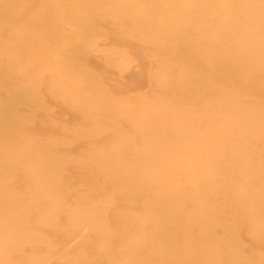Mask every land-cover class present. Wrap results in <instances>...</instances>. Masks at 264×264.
I'll use <instances>...</instances> for the list:
<instances>
[{"label":"rangeland","instance_id":"1","mask_svg":"<svg viewBox=\"0 0 264 264\" xmlns=\"http://www.w3.org/2000/svg\"><path fill=\"white\" fill-rule=\"evenodd\" d=\"M127 1L0 0V264H264V0Z\"/></svg>","mask_w":264,"mask_h":264},{"label":"bare ground","instance_id":"2","mask_svg":"<svg viewBox=\"0 0 264 264\" xmlns=\"http://www.w3.org/2000/svg\"><path fill=\"white\" fill-rule=\"evenodd\" d=\"M129 1V0H128ZM128 1H127V3H126V5L123 7L124 8V12H126L125 14H127V16L129 17V16H131L133 13H134V8H131V7H128L129 5H131L132 6V4L129 2L128 3ZM133 1H135V0H133ZM107 4H109L108 2H107V0H91V2L90 3H88V5L89 6H87V7H83V8H81V7H78L77 5H74L75 7L74 8H77V9H80V11L83 9V12L85 13V11H86V15L85 16H87L88 17V21L87 20H83L81 17H80V19L79 18H77V17H75V18H73V20L74 21H76V23L78 24V26L79 27H87L88 28V31H89V33H91V35H94V34H97V33H99V31H101V29L103 28V25H101L100 23H99V19H97V17L98 18H102V19H104L103 18V12H101V10L102 9H104L105 7H107L108 5ZM187 5V4H186ZM85 9V10H84ZM54 10V9H53ZM98 11V12H95V11ZM112 10H114V9H112ZM88 11H89V13H88ZM1 12V11H0ZM99 12H101V14H99ZM105 12V11H104ZM77 13V12H76ZM73 15V14H72ZM100 18V19H101ZM96 19V20H95ZM101 19V20H102ZM114 19V18H113ZM106 24H108L109 26H110V24H111V22L110 21H107V23ZM107 25V26H108ZM28 27L27 28H29L30 26H32V24H28L27 25ZM7 34H9V32L7 33ZM80 40V39H79ZM224 40V39H223ZM81 41V40H80ZM228 42V41H227ZM168 42H165V44H167ZM229 43V42H228ZM28 43H25L24 45H27ZM169 44V43H168ZM41 46V45H40ZM66 46H68V41H66L65 42V47ZM69 46L71 47V49H72V52H74V55L72 56V59L71 60H66V61H64V63H63V67L61 66V68L63 69V72L64 71H66V70H69L71 67H74V69H76L77 71H83V72H86V68L84 67V63H82V64H80V63H78L77 62V60H78V57L76 56L77 55V51H78V44H74V43H69ZM68 46V47H69ZM23 46H19V48H22ZM18 49V47L17 48H14L13 49V51H9V48H8V51H7V53H6V55H0V56H2V57H7L8 55H10V56H17V55H19V54H16V50ZM59 52L60 53H64L65 52V50H64V46L62 45L60 48H59ZM19 58V57H18ZM71 61H74L75 62V64L73 63V65L72 64H70V62ZM242 61V60H241ZM65 62H68L69 64H65ZM60 66V65H59ZM243 66V65H242ZM56 66H54V68H55ZM65 67V68H64ZM167 74V73H166ZM0 94H1V96L2 97H4V98H6V99H8V100H10V101H8V102H12V101H14V102H16V103H18V104H20V102L21 101H18L19 99H16L15 97H14V92L13 91H10V90H8V89H5L4 90V92H0ZM7 110H9V108L8 109H5V111H7ZM135 131V129L133 130L132 129V133ZM136 132V131H135ZM117 135H120V133L119 132H117ZM12 150H14V148L12 147V148H10V149H8V152L7 153H5V156L7 157V158H9V159H12L13 158V155H12ZM109 152H111L112 153V151H109ZM37 155L38 156H31L30 155V157H26L24 160H21V161H19V162H17V161H13L12 162V168H11V172H10V179H14V178H17V179H19V181L20 182H25V183H27L28 185H29V183H31V180H33L32 178H30L29 177V174H30V171H29V169L28 168H32V167H35V169L36 170H38V173H37V178L39 177V173H41V174H44V175H46V176H49V175H47L48 173H51V166H46V161L50 164L51 162H50V160H49V158H48V155H46L45 153H40L39 154V152L37 153ZM109 157H111L110 155H109ZM29 158H31V159H29ZM46 159V160H45ZM51 165V164H50ZM41 166H43V167H41ZM89 168H91L92 169V167H91V165H89ZM71 169V168H70ZM2 171H4V170H1L0 169V173H2ZM91 171V173L90 174H93V175H95L96 176V178H98V179H101L100 177H99V175H103V170L102 169H99V171H94V170H90ZM120 169H118L117 171H115L114 172V174H112V179L110 178V181H112L113 183H114V187H116L114 190L116 191V192H118V195L120 194V195H122V196H125V195H123V194H126L127 196H130L131 194L133 195L134 194V196L136 197V194H139V193H141L142 192V189L140 190V188H138V187H134L133 189H131L130 187V190H128V189H126V188H124L123 187V185H122V182H121V180L119 179V175H120ZM122 173V172H121ZM28 178H30L29 180H28ZM19 182V183H20ZM115 184H117L116 186H115ZM149 190L150 191H153L154 192V190H155V188L154 187H152V188H149ZM21 193H24V194H26V189L25 188H20V190H19ZM117 195V194H116ZM119 195V196H120ZM134 196H132V197H134ZM7 201V200H6ZM9 202H10V204H11V200H9ZM17 203V205L20 207V208H22V205H20V203L19 202H16ZM6 203L4 202V204H3V209L4 208H6ZM0 209H1V206H0ZM2 209V211L0 212V215L1 214H3L4 213V210ZM20 211H22L23 212V209L22 210H20ZM143 213H149V212H151L152 210L150 209V208H148L146 205L144 206L143 205V209L141 210ZM42 213V212H41ZM40 213V214H41ZM36 217L35 216H33V217H29V220L31 221V222H36L37 220L35 219ZM140 218H145L144 216L143 217H140ZM117 245V244H116ZM117 252V251H116ZM200 256V255H199ZM201 261H203L204 262V259H203V257L202 256H200V257H198V263L199 262H201Z\"/></svg>","mask_w":264,"mask_h":264}]
</instances>
